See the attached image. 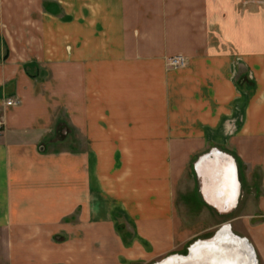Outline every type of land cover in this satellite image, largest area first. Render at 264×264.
<instances>
[{"label": "crops", "instance_id": "obj_1", "mask_svg": "<svg viewBox=\"0 0 264 264\" xmlns=\"http://www.w3.org/2000/svg\"><path fill=\"white\" fill-rule=\"evenodd\" d=\"M63 112L83 144L49 151ZM0 124V264H158L208 214L262 219L264 264V0H0Z\"/></svg>", "mask_w": 264, "mask_h": 264}, {"label": "bare ground", "instance_id": "obj_2", "mask_svg": "<svg viewBox=\"0 0 264 264\" xmlns=\"http://www.w3.org/2000/svg\"><path fill=\"white\" fill-rule=\"evenodd\" d=\"M230 160L232 161L230 157L224 155H217V157H214L213 159L205 157L202 160L205 165H213L214 162L217 163L218 168L214 170L216 171L217 175L220 174L222 175L220 178L218 177V179L221 180L220 181L221 184L219 186L215 184L214 185L217 186V189L221 191L223 197L221 200L216 201L215 203L213 201L211 202L214 203L216 207H218L219 209H222V206L226 205L227 208H225V210H229L235 204V197L237 191L236 190L237 181L235 179V170H234L235 166L233 167L234 168L233 169L232 166L234 165V163L232 161L233 163L232 164ZM213 186L211 187L210 190H212ZM226 194H231L230 198L225 196ZM224 197H226L227 199L225 203H224L225 200ZM158 264H257V263L255 259L254 250L252 246L248 243V241L233 235L228 228H225L223 230L218 231L211 240L195 243L192 247L189 248V252L187 256L173 255L164 259Z\"/></svg>", "mask_w": 264, "mask_h": 264}, {"label": "rangeland", "instance_id": "obj_3", "mask_svg": "<svg viewBox=\"0 0 264 264\" xmlns=\"http://www.w3.org/2000/svg\"><path fill=\"white\" fill-rule=\"evenodd\" d=\"M76 137H77V135H76L75 131L70 127L69 120H68L66 114L64 112L59 113L57 115V120H56V133H53V136L44 142V144H45L44 146L49 151H52V150L71 151L72 149L80 148L81 145L83 144V143L81 144V140L79 138L77 139ZM239 171L242 175L243 174L242 167H240ZM193 180L194 179H193L191 173L188 172L186 174V176L184 178H182V180L180 181V184L178 185L177 190H176V193L178 196L179 206H181L183 208V210L181 211V215L186 216V218H188L186 209H189V206L192 208H194L193 206H197V202L195 203L190 198L191 197L190 195H193V187L194 188L196 187L195 182ZM257 180H258V173H255L254 182L256 183ZM217 217L218 216H212V214H208L207 218H205V219L199 218V220L204 219L208 222H210L211 220H215L217 225L214 228V230L212 232H210V235L208 237H206L204 239H197L195 241H192L190 243V245H188V247L184 250V252L182 254H180L179 256H187V254H188L187 250L190 247H192L195 243L201 242V241H209L214 237V235L218 231L223 230L225 228H228L229 231H231V233L233 235H235L239 238L245 239L244 238L245 237V229L247 227L249 220H250L251 224L262 221V219H260V218L259 219L258 218H255V219H237L236 217L231 216L229 214H228V216L223 215V216H221V218H217ZM188 219H192V218H188ZM192 221H194V219H192ZM125 236L127 237L128 234H125ZM171 256H173V255H171ZM166 258H164V259H166ZM164 259H162V260H164ZM255 259H256V263L259 264V262H257L258 261L257 256H255Z\"/></svg>", "mask_w": 264, "mask_h": 264}, {"label": "built area", "instance_id": "obj_4", "mask_svg": "<svg viewBox=\"0 0 264 264\" xmlns=\"http://www.w3.org/2000/svg\"><path fill=\"white\" fill-rule=\"evenodd\" d=\"M186 64V59L184 57L178 56V57H173L169 59L168 65L172 68H180L183 67ZM18 102L12 101V100H7L6 105L7 106H16ZM1 126V124H0Z\"/></svg>", "mask_w": 264, "mask_h": 264}, {"label": "water", "instance_id": "obj_5", "mask_svg": "<svg viewBox=\"0 0 264 264\" xmlns=\"http://www.w3.org/2000/svg\"><path fill=\"white\" fill-rule=\"evenodd\" d=\"M237 200V197L235 198V201ZM187 252H189V249L187 250Z\"/></svg>", "mask_w": 264, "mask_h": 264}, {"label": "trees", "instance_id": "obj_6", "mask_svg": "<svg viewBox=\"0 0 264 264\" xmlns=\"http://www.w3.org/2000/svg\"><path fill=\"white\" fill-rule=\"evenodd\" d=\"M239 168L241 167L239 164H238Z\"/></svg>", "mask_w": 264, "mask_h": 264}]
</instances>
